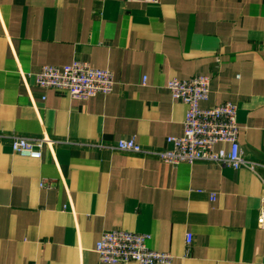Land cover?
I'll return each mask as SVG.
<instances>
[{"label":"crops","instance_id":"1","mask_svg":"<svg viewBox=\"0 0 264 264\" xmlns=\"http://www.w3.org/2000/svg\"><path fill=\"white\" fill-rule=\"evenodd\" d=\"M73 61L110 71L111 93L35 85ZM200 75L201 108L236 105L255 172L114 148L165 149L185 116L165 85ZM0 135L52 141L32 159L0 139V264H102L107 231L148 234L171 264H264V0H0Z\"/></svg>","mask_w":264,"mask_h":264},{"label":"built area","instance_id":"2","mask_svg":"<svg viewBox=\"0 0 264 264\" xmlns=\"http://www.w3.org/2000/svg\"><path fill=\"white\" fill-rule=\"evenodd\" d=\"M147 4H158V0H128ZM35 85L41 89H52L66 93L70 99L86 101L97 95H108L114 86L110 71L96 69L81 61H73L63 67L43 66L34 75ZM143 78L142 83L145 84ZM210 78L195 76L188 80L171 79L165 88L174 101L185 106L182 133L178 137L166 139L167 147L160 151H145L133 139L118 140L114 148L118 151L149 154L169 165L206 162L221 167L252 172L261 166L245 160L238 143L239 126L237 107L226 102L212 108H201L200 103L209 97ZM10 139L12 153L32 159L41 158L44 141L20 136L0 135V139ZM227 144L229 150L217 149V145ZM211 198L212 195H211ZM258 224L264 226L261 214ZM148 234L126 231L102 233L95 245V252L102 264H171L174 257L170 253L158 252L147 247ZM186 249L190 250L192 235H186ZM264 263V259H263Z\"/></svg>","mask_w":264,"mask_h":264}]
</instances>
